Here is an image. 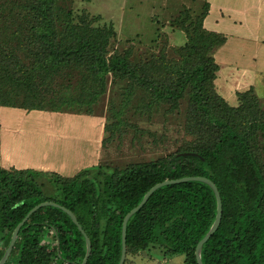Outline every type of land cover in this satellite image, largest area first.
I'll return each mask as SVG.
<instances>
[{
    "label": "trees",
    "instance_id": "16d2710c",
    "mask_svg": "<svg viewBox=\"0 0 264 264\" xmlns=\"http://www.w3.org/2000/svg\"><path fill=\"white\" fill-rule=\"evenodd\" d=\"M73 2L0 0V106L92 114L110 82L101 152L126 140L163 153L121 167L103 162L71 176L0 166V257L26 213L52 201L71 210L88 236L85 264H117L123 217L145 192L166 179L204 176L216 185L222 211L201 247L202 263L264 264V96L250 86L229 105L216 91L213 53L228 36L203 26L208 3L170 21L186 39L169 54L130 46L110 51L113 24H98L100 17ZM215 212L205 182L162 185L126 223L123 264L140 252L183 255L182 264H197L195 246ZM85 249L69 215L47 205L20 226L4 264H80Z\"/></svg>",
    "mask_w": 264,
    "mask_h": 264
},
{
    "label": "rangeland",
    "instance_id": "374dc122",
    "mask_svg": "<svg viewBox=\"0 0 264 264\" xmlns=\"http://www.w3.org/2000/svg\"><path fill=\"white\" fill-rule=\"evenodd\" d=\"M205 2L208 12L203 25L228 36L213 53L219 65L214 80L216 91L229 105L237 104L236 91L250 86L262 98L264 0H74L73 8L100 17L98 24H113L116 33L110 41V51L130 46L136 53L166 49L171 54L172 47L181 45L186 38L170 21L186 8L194 16L201 12ZM109 88L110 82L92 114L0 106V143L6 152L1 153L0 145V166L36 170L45 161L51 164V170L46 171L71 176L103 162L121 167L130 161L161 155L160 150L146 152L129 147L126 140L119 149L111 144L109 153L101 152V138L106 134L103 125L109 120L108 97L114 92ZM95 150L99 151L97 159L91 162ZM51 232L48 231V240ZM154 255L147 252L130 255L125 264H182L184 258L176 255L158 259Z\"/></svg>",
    "mask_w": 264,
    "mask_h": 264
},
{
    "label": "water",
    "instance_id": "95a60500",
    "mask_svg": "<svg viewBox=\"0 0 264 264\" xmlns=\"http://www.w3.org/2000/svg\"><path fill=\"white\" fill-rule=\"evenodd\" d=\"M181 154H188V152L185 153H181ZM193 154V153H190ZM179 155V154H178ZM187 180H198V181H202L205 182L206 184H208L214 194H215V198H216V212H215V217L214 220L211 224V226L209 227V229L207 230V232L203 235V237L197 242L196 246H195V258H196V262L197 264H203L202 260H201V256H200V252H201V247L203 245V243L212 235V233L216 230L219 222H220V217H221V211H222V204H221V198H220V194L219 191L216 187V185L213 183V181H211L209 178L204 177V176H186V177H181V178H177V179H166L163 180L161 182H157L155 184H153L143 195V197L141 198V200L135 205L133 206L123 217L122 220V227H121V251H120V257L118 260L117 264H123L124 259H125V255H126V245H125V233H126V223L128 221V219L130 218V216L135 213L147 200V198L149 197V195L155 191L157 188L161 187L162 185L165 184H169V183H177V182H181V181H187ZM55 206V207H59L61 208L63 211H65L69 217L71 218V220L76 224V226L78 227V229L81 231V233L83 234L84 240H85V244H86V249H85V254L84 257L82 259V261L80 262V264H85V262L88 259V256L90 254L91 251V245H90V241L88 236L86 235V233L83 231V229L81 228V226L78 224V221L76 219V216L74 215V213L67 209L64 206H61L55 202L52 201H42L38 204H36L35 206H33L27 213L26 215L22 218V220H20L16 226L14 227L10 239L8 241V244L2 254V256L0 257V264H4L14 246V243L18 237V232H19V228L20 226L30 217V215L35 212L38 208L43 207V206Z\"/></svg>",
    "mask_w": 264,
    "mask_h": 264
},
{
    "label": "crops",
    "instance_id": "0c3cea01",
    "mask_svg": "<svg viewBox=\"0 0 264 264\" xmlns=\"http://www.w3.org/2000/svg\"><path fill=\"white\" fill-rule=\"evenodd\" d=\"M204 20V19H203ZM203 24H204V22H203ZM204 26V25H203ZM205 27V26H204ZM207 28V27H206ZM207 29H209V28H207ZM210 30H212V29H210ZM214 31H216V30H214ZM218 32V31H217ZM216 87V86H215ZM248 88V87H247ZM246 89V88H245ZM244 90V89H243ZM238 91H240V90H238ZM237 92V91H236ZM226 100V99H225ZM227 101V100H226ZM0 145H1V143H0ZM4 147H2V145H1V153H3V154H5L6 155V152H5V149H3ZM97 149H98V146H97ZM99 150V149H98ZM98 152L99 151H97V150H95L94 151V153H92L91 154V158H92V161L91 162H93V161H95L96 159H97V155H98ZM95 159V160H94ZM98 161H99V158H98ZM89 164V163H88ZM50 165L51 164H49V163H47V162H45V161H43L42 163L40 162L38 165H37V167H39V169H42V170H51L50 168Z\"/></svg>",
    "mask_w": 264,
    "mask_h": 264
}]
</instances>
